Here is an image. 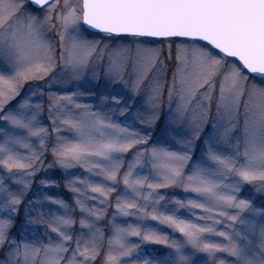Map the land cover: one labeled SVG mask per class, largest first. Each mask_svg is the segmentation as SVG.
Listing matches in <instances>:
<instances>
[{"label": "snow or ice", "instance_id": "obj_1", "mask_svg": "<svg viewBox=\"0 0 264 264\" xmlns=\"http://www.w3.org/2000/svg\"><path fill=\"white\" fill-rule=\"evenodd\" d=\"M0 264H264V0H0Z\"/></svg>", "mask_w": 264, "mask_h": 264}, {"label": "rangeland", "instance_id": "obj_2", "mask_svg": "<svg viewBox=\"0 0 264 264\" xmlns=\"http://www.w3.org/2000/svg\"><path fill=\"white\" fill-rule=\"evenodd\" d=\"M52 192L55 193L56 190L53 189ZM60 193H61L62 195H64L66 198H68V199L71 198V193H68L66 189L61 188V189H60Z\"/></svg>", "mask_w": 264, "mask_h": 264}]
</instances>
